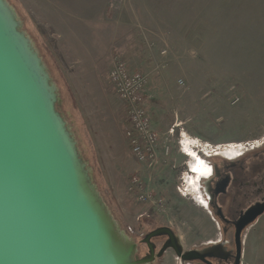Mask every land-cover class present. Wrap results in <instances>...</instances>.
Here are the masks:
<instances>
[{"label": "rangeland", "instance_id": "obj_1", "mask_svg": "<svg viewBox=\"0 0 264 264\" xmlns=\"http://www.w3.org/2000/svg\"><path fill=\"white\" fill-rule=\"evenodd\" d=\"M7 1L57 87L56 109L116 227L139 238L138 223L150 215L174 226L186 248L218 243L203 177L208 156L195 150L221 145L216 157L225 161L242 150L264 168V0ZM117 58L149 75L154 128L173 131L170 155L154 168L129 153L127 112L109 80ZM134 174L163 206L137 199ZM262 219L244 231L241 264H264ZM232 235L224 242L235 248ZM156 264L188 263L169 252Z\"/></svg>", "mask_w": 264, "mask_h": 264}, {"label": "water", "instance_id": "obj_2", "mask_svg": "<svg viewBox=\"0 0 264 264\" xmlns=\"http://www.w3.org/2000/svg\"><path fill=\"white\" fill-rule=\"evenodd\" d=\"M7 0H0V264H148L135 260L136 244L118 227L89 180L67 123L56 109L57 87L39 52ZM264 214L255 203L237 220L236 260L243 257V231ZM161 253L200 259L183 252L169 227Z\"/></svg>", "mask_w": 264, "mask_h": 264}, {"label": "flooded vegetation", "instance_id": "obj_3", "mask_svg": "<svg viewBox=\"0 0 264 264\" xmlns=\"http://www.w3.org/2000/svg\"><path fill=\"white\" fill-rule=\"evenodd\" d=\"M246 154V152H240L234 159L227 161L222 158L218 159V156L216 157L208 154V157L205 158L208 172L203 175V177L210 176L207 184V197L209 199L207 204L219 221L218 223L222 229V239H220L218 243L208 242L201 246L186 248L182 243V237L174 226L166 224L155 225V221H153L150 215H147V217L140 220V223H138L141 228H145V232L141 233L140 235L142 236L139 238L135 232L133 234V241L136 244L135 260L149 258L152 254V250L154 260L150 261L148 264L161 262V259L169 252L177 255L176 250L171 247H168L167 250L161 253L163 246L171 239L169 234L154 235L149 237L150 240L148 242L145 241L146 237L151 232L160 227H169L174 231L176 237H178L179 244L183 248L184 253L189 250L198 249L208 253L209 256H207V259L213 264H234L236 260V246L234 245L235 248H233V246H227L228 242H224V236L235 233L237 220L241 217L243 212L247 211V209L255 203L264 201V168L263 170H259V156L253 155L254 157L252 156V159L254 158V160L246 162L245 160L250 158L247 157ZM148 222H150V224H147ZM253 224L247 226L245 230ZM244 231L242 233L243 239L245 235ZM185 262L188 264H207L200 259L186 260Z\"/></svg>", "mask_w": 264, "mask_h": 264}, {"label": "built area", "instance_id": "obj_4", "mask_svg": "<svg viewBox=\"0 0 264 264\" xmlns=\"http://www.w3.org/2000/svg\"><path fill=\"white\" fill-rule=\"evenodd\" d=\"M116 60L109 72V80L127 112L126 135L131 153L139 163L148 168H154L162 158H167L170 155L169 152L172 143H174L173 131L165 135L155 130L153 126L144 95L149 84V75L142 71L132 70L128 63L121 58ZM179 81L182 86L185 84L182 79ZM240 145H235V147H240ZM205 146L203 152L208 155L221 153V145H216L214 148L211 146L209 150L207 147L210 145L205 143ZM131 191L142 203L150 202L163 206V199L147 190V183L139 174H134L131 177Z\"/></svg>", "mask_w": 264, "mask_h": 264}, {"label": "crops", "instance_id": "obj_5", "mask_svg": "<svg viewBox=\"0 0 264 264\" xmlns=\"http://www.w3.org/2000/svg\"><path fill=\"white\" fill-rule=\"evenodd\" d=\"M128 147H129V153L131 154V150H130V146L128 145ZM239 152H242L241 150L239 151ZM132 155V154H131ZM132 156H134V155H132ZM135 158V157H134ZM136 160V159H135ZM261 221H264V219H262ZM264 232V231H263Z\"/></svg>", "mask_w": 264, "mask_h": 264}, {"label": "bare ground", "instance_id": "obj_6", "mask_svg": "<svg viewBox=\"0 0 264 264\" xmlns=\"http://www.w3.org/2000/svg\"><path fill=\"white\" fill-rule=\"evenodd\" d=\"M190 149V148H189ZM208 172L207 168L204 170V175Z\"/></svg>", "mask_w": 264, "mask_h": 264}, {"label": "trees", "instance_id": "obj_7", "mask_svg": "<svg viewBox=\"0 0 264 264\" xmlns=\"http://www.w3.org/2000/svg\"><path fill=\"white\" fill-rule=\"evenodd\" d=\"M59 100H60V98H59ZM57 110H58L59 112H61V111L58 109V104H57Z\"/></svg>", "mask_w": 264, "mask_h": 264}]
</instances>
